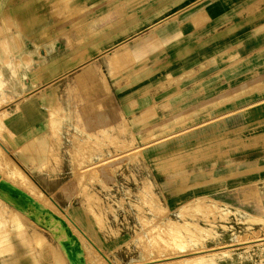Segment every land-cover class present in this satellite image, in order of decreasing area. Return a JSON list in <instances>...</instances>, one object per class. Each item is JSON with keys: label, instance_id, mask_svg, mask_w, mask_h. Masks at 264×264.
Here are the masks:
<instances>
[{"label": "rangeland", "instance_id": "obj_1", "mask_svg": "<svg viewBox=\"0 0 264 264\" xmlns=\"http://www.w3.org/2000/svg\"><path fill=\"white\" fill-rule=\"evenodd\" d=\"M154 3L160 6L157 15H163L170 10L168 5H178L180 0H0V149L37 188L33 202L46 205L48 201L46 209L73 221L89 252L96 250L111 264H156L152 261L161 257L167 258L158 264H264V120L251 122L247 130L240 126L246 117L243 112L254 105L216 104L183 111L153 103L122 125L101 126L87 120L94 109L78 105H83L77 93L84 87L66 81L70 98L78 102L73 103L77 121L74 127H62L68 114L63 81L74 73L72 67L83 68L90 57H85L87 48L94 51L106 40L127 36L133 17H142ZM130 43L115 50H128ZM135 74L129 72L128 77ZM29 97H36L42 107L47 105L51 117L45 152L48 165L42 170L55 174V165L69 161L70 174L61 188L64 199L45 193L21 166L20 145L5 127V118ZM227 111L232 112L211 120ZM225 121L231 129L224 131L219 125L214 127L219 132L199 134ZM25 150L23 145L21 151ZM154 154L161 157H151ZM2 172L0 181L14 187L7 182L5 167ZM41 205L19 214L13 203L0 198V256L11 245V229L20 231L21 240L39 228L44 242L49 241L53 251L66 259L60 229L41 212ZM198 228L211 230V235L191 239L187 233ZM177 229L183 230L184 251L170 236ZM217 247L225 252L210 253L220 250ZM86 250L85 264H98Z\"/></svg>", "mask_w": 264, "mask_h": 264}, {"label": "crops", "instance_id": "obj_2", "mask_svg": "<svg viewBox=\"0 0 264 264\" xmlns=\"http://www.w3.org/2000/svg\"><path fill=\"white\" fill-rule=\"evenodd\" d=\"M168 6L169 11L157 15L156 9L160 6L154 3L147 7L142 17H133L132 31H126L127 36L110 42L106 40L94 51L92 47L87 48L85 57H90L83 62V68L76 69L74 65V73L63 81L66 94L64 92L62 98L68 114L62 127H74L77 121L73 103L78 102L70 98L71 88H65L69 82L84 87L80 94L76 92L83 102L78 105L85 110L94 109V115L87 120L90 124L99 122L101 126L122 125L126 118H133V113L153 103L169 104L183 111L216 104L239 103L245 104L241 108L254 105V109L263 105L264 0H180V4ZM141 21L144 23L139 26ZM119 28L117 26V30ZM129 41L130 49L115 50ZM59 55L63 56L62 52ZM129 72L138 74L128 77ZM254 109L245 110L243 114ZM231 112L221 113L211 120ZM243 120L240 126L247 130L251 122L264 120V113L246 116ZM228 123L213 125L199 134L219 132L225 127L231 129ZM4 124L14 142L20 145L22 167L45 193L64 199L61 188L67 183L66 175L70 174L69 161L55 165V174L42 170L48 165L45 152L50 143L51 117L47 105L42 107L36 97H29L5 118ZM219 125L223 126L214 129ZM23 145H26L25 151H21ZM37 225L44 228L42 224ZM11 232V245L5 255L0 256V264H72L66 255L63 259L56 254L49 241L44 242L41 229L28 231L21 240L17 238L20 231L11 229ZM30 236L37 239L29 241ZM81 264H85V260Z\"/></svg>", "mask_w": 264, "mask_h": 264}, {"label": "bare ground", "instance_id": "obj_3", "mask_svg": "<svg viewBox=\"0 0 264 264\" xmlns=\"http://www.w3.org/2000/svg\"><path fill=\"white\" fill-rule=\"evenodd\" d=\"M261 102V101H260ZM258 105V104H257ZM264 105V104H263ZM264 109V106H259L257 107V109H254L253 111H250L249 113H246L244 114V116H247L249 114H260V112H262ZM263 114V113H262ZM239 121V120H238ZM1 144V143H0ZM4 146V145H3ZM1 147V145H0ZM8 150V149H7ZM5 150V151H7ZM6 152L3 151V149L1 148L0 149V172H2V169H4L5 167V171L4 174L6 175L8 181L9 180L12 182V185H14V187H17L19 189H21V191L25 192L26 195L28 194L30 197H32L33 199L35 197L34 195V191H36V187L34 186V184L31 182V180L25 175V173L22 171L21 167H19L17 164H15L13 162L12 159L8 158L5 154ZM8 155V154H7ZM114 158V157H113ZM107 160V159H106ZM76 162V161H75ZM100 163V162H99ZM20 165V164H19ZM22 166V165H21ZM92 167V166H91ZM94 167V166H93ZM78 168V167H77ZM26 170V169H25ZM82 171V170H81ZM77 172V171H76ZM83 173V172H82ZM85 173V172H84ZM93 173V172H92ZM97 173V172H96ZM76 175V174H75ZM1 180V179H0ZM82 180V179H81ZM5 181V180H4ZM2 182V181H0ZM5 183V182H4ZM3 182L0 184V198H5L6 200L10 201L11 203H13L15 205L16 208L18 209H21L23 210L26 214L29 212V210L31 208H40V204H35V202H32L31 200H28V199H25L24 197L22 196H17V197H13L11 195V192L10 190L8 189V185H5ZM81 183V182H80ZM9 184L11 185V183L9 182ZM78 184V183H76ZM90 184V183H89ZM23 187V188H22ZM87 188V187H86ZM40 190V189H39ZM16 198V199H15ZM38 199L36 200V203H37ZM47 201V200H46ZM39 202V201H38ZM33 203V204H32ZM43 203V201H42ZM45 203V202H44ZM44 203L42 204L44 206L43 210H41V212L45 215H48L50 216V220H51V223L56 225L59 229H60V244L62 246V250L64 251L65 255L70 259L71 263L72 264H81L82 263V260L85 259L84 257V248L86 250L87 253H92L95 257H97V260L98 262L102 263V264H111L109 263V261L107 260H104V258L102 257V255H99V253L96 252V250H93L94 252H89L91 250H89L88 248H86L85 244L81 241L82 237H83V234L81 233V231H79V228L75 225V223L73 221H71L68 217L66 218L68 222H66L65 219L61 218L60 214L58 213L57 210L54 209V211H57L58 215L49 210V209H46L47 207H45L48 203H46V205H44ZM52 203V202H51ZM216 204V203H215ZM218 204V203H217ZM41 205V206H42ZM49 205V204H48ZM47 205V206H48ZM32 206V207H31ZM42 206V207H43ZM50 206V205H49ZM87 206V205H86ZM108 206V205H107ZM225 207V206H224ZM229 207V206H228ZM54 207H50V209L53 210ZM218 208V207H217ZM58 209V208H57ZM228 209V208H227ZM222 210V208H221ZM34 212V211H33ZM242 212V211H241ZM24 213V214H25ZM66 213V212H65ZM21 214V213H19ZM62 214V213H61ZM66 217V216H64ZM26 218V217H25ZM98 218V217H97ZM28 219V218H27ZM41 219V218H40ZM42 220V219H41ZM44 220V218H43ZM96 220V219H95ZM33 223V222H32ZM70 223V224H68ZM181 224V223H179ZM41 225V224H40ZM70 225V226H69ZM38 226V225H36ZM44 227V225H43ZM45 228V227H44ZM49 229V228H48ZM171 229V228H170ZM56 230V229H55ZM227 230V229H226ZM171 231V230H170ZM177 231L179 232V235L177 234ZM174 230V232L176 233H172L170 232V236L172 237L173 239V242H174V245H177L181 251H184L182 250L186 245L184 242H182L180 239L182 238V236L180 235L183 230L182 229H177ZM211 230H205V229H199L196 231V232H188V236L191 238V239H199L200 237H207V236H210L211 235ZM54 232V231H52ZM145 232V231H144ZM57 233V232H56ZM84 233V232H83ZM172 233V234H171ZM215 234V233H214ZM77 235V236H76ZM85 236V235H84ZM64 237V238H62ZM96 237V236H95ZM188 237V238H189ZM59 239V238H58ZM142 239V238H141ZM140 239V241H141ZM169 239V238H168ZM171 239V240H172ZM205 239V238H204ZM170 240V239H169ZM58 241V240H57ZM181 241V242H180ZM91 242V241H90ZM144 242V241H143ZM193 242V241H192ZM82 243V244H81ZM94 244V243H93ZM172 244V243H171ZM159 246V245H158ZM152 247V246H151ZM166 247V246H165ZM176 247V246H175ZM226 247V246H225ZM156 248V246H155ZM154 248V249H155ZM218 248V247H217ZM224 248V247H223ZM92 249V247H91ZM153 249V247H152ZM168 249V248H167ZM212 249V248H211ZM220 250H214V251H211L210 253L214 254V253H218V252H225L224 249H222L221 247L218 248ZM226 249V248H225ZM99 250V249H98ZM165 251V250H164ZM149 252V250H148ZM210 254V255H212ZM159 255V254H158ZM157 255V258L159 257ZM184 255V254H182ZM187 255V254H186ZM179 256V255H178ZM200 256L204 257V254H200ZM66 257V258H67ZM177 257V256H176ZM167 258V257H166ZM166 258H159V259H156V260H153L152 263H161L162 261H165ZM205 258V257H204ZM107 259V258H106ZM190 260V259H189ZM149 261V260H148ZM98 263V264H99ZM146 263V262H145ZM177 263V262H176ZM141 264V263H140ZM150 264V263H149ZM178 264V263H177ZM180 264V263H179ZM190 264V263H189Z\"/></svg>", "mask_w": 264, "mask_h": 264}, {"label": "water", "instance_id": "obj_4", "mask_svg": "<svg viewBox=\"0 0 264 264\" xmlns=\"http://www.w3.org/2000/svg\"><path fill=\"white\" fill-rule=\"evenodd\" d=\"M5 185H8V184H6V183H4ZM8 189L10 190V192H11V195L13 196V197H16V196H22V197H24V198H26V199H28V200H31L32 202H33V200L28 196V195H26L25 193H23L22 191H20V190H18V189H15L14 187H12V186H10V185H8Z\"/></svg>", "mask_w": 264, "mask_h": 264}]
</instances>
